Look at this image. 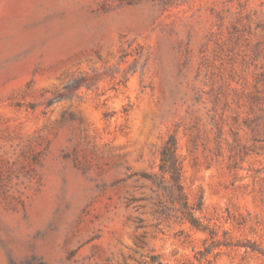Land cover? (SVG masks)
I'll return each mask as SVG.
<instances>
[{
	"label": "rangeland",
	"instance_id": "1",
	"mask_svg": "<svg viewBox=\"0 0 264 264\" xmlns=\"http://www.w3.org/2000/svg\"><path fill=\"white\" fill-rule=\"evenodd\" d=\"M0 264H264V0H0Z\"/></svg>",
	"mask_w": 264,
	"mask_h": 264
},
{
	"label": "trees",
	"instance_id": "2",
	"mask_svg": "<svg viewBox=\"0 0 264 264\" xmlns=\"http://www.w3.org/2000/svg\"><path fill=\"white\" fill-rule=\"evenodd\" d=\"M175 143H171L170 149H165L163 152V158H162V168L165 169V166L170 163V167L173 169V181L175 182V185L177 186L178 191L182 194V186L180 184V169L177 166V160L175 158Z\"/></svg>",
	"mask_w": 264,
	"mask_h": 264
}]
</instances>
